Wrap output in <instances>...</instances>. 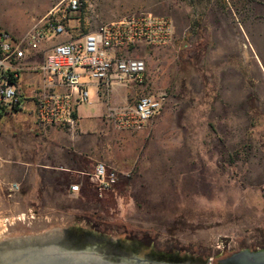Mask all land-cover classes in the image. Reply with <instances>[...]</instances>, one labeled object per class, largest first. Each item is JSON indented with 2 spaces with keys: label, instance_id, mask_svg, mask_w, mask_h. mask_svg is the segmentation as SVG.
Returning a JSON list of instances; mask_svg holds the SVG:
<instances>
[{
  "label": "rangeland",
  "instance_id": "rangeland-1",
  "mask_svg": "<svg viewBox=\"0 0 264 264\" xmlns=\"http://www.w3.org/2000/svg\"><path fill=\"white\" fill-rule=\"evenodd\" d=\"M254 1L85 0L74 13L82 25L94 26L136 9L169 15L174 22L175 37L158 54V61L173 68L168 103L158 113V134L145 135L144 146L155 143L158 149L142 148L138 162L125 166L129 173L101 196L89 185L82 193L68 192L67 184L79 178L73 171L55 174L58 189L45 197L27 195L28 179L12 192L9 182L2 181L0 245L55 239L72 228L205 259L224 249L253 247L259 238L264 242V100L254 99L255 94L227 101L220 99L218 89L220 80L234 73L222 68L224 58L219 57L238 42L235 32L240 29L243 64L234 52L230 63L240 67L248 85L264 73L249 43L258 38L264 45V5ZM223 13H234L238 20H223ZM257 32L263 36L256 37ZM43 57L41 49L34 61ZM37 75L28 68L19 70L22 82ZM93 90L89 86V98Z\"/></svg>",
  "mask_w": 264,
  "mask_h": 264
},
{
  "label": "crops",
  "instance_id": "crops-1",
  "mask_svg": "<svg viewBox=\"0 0 264 264\" xmlns=\"http://www.w3.org/2000/svg\"><path fill=\"white\" fill-rule=\"evenodd\" d=\"M51 2L52 0H0V26L15 36H21L48 11ZM254 4L262 6L264 0H255ZM233 14L225 15L223 13V20H238L236 14ZM75 22L74 18L70 20V24H75ZM70 30L74 33L72 28ZM74 30L76 32V28ZM236 32L235 37L238 42L234 44L233 48L231 46L225 47L224 53L219 57L224 58L223 69L228 68L234 71L233 74H229L228 77L220 80L218 88L220 99L242 101L248 95L256 94L254 99L264 100V73L259 82L256 81L248 85L242 79V73L238 71L240 67L236 63H230L232 61L229 55L234 52L235 55L239 53L238 57L240 60L242 59L241 64H243L241 29L238 34ZM255 36H263V34L257 32ZM68 38L69 35L66 34L61 35V38L55 41L53 38H48L41 49L45 51L52 43ZM249 43L254 52V57H257L258 62L264 67L263 41H258V38H255L251 39ZM148 48H151V52H148ZM251 48L246 49L247 55H249L248 53L251 54ZM166 49L165 45L152 47L141 45L133 50L134 55L144 56L146 59V70L142 84H125L113 81L102 92L97 91L94 83H89L88 90L89 86L94 87L93 96L76 105L77 124L72 131L59 125L37 123L34 94L42 82V76L40 71L31 69V66L38 62L34 59L40 50L28 55L22 68H28L31 73L39 74L41 77L37 75L22 82L19 80L18 73L17 84L20 90L21 105L14 109L0 111V183L7 180L8 182H18L21 186V182L25 178L30 181L29 190L31 192L27 194L28 196L45 197L49 196L50 191L58 189V177L55 174L73 171L79 177L75 181L82 183L81 188L78 191H71L69 185L73 182L72 180L67 184L66 189L70 193H82L88 185H91L81 171L90 169L95 161L103 160L119 170H130L131 168H125V166H133L138 162L142 155V148L158 149L155 143H149L145 146L144 144L147 133L158 134L159 112L151 116L142 128L132 129L116 125L114 120L106 116V109L108 105L109 107H116L119 104H127L133 101L141 88L167 92V87L171 81L170 75L172 73L170 71L173 68L164 61H158V54H164ZM163 57L159 55L160 59ZM246 63L253 62L247 61ZM257 65L259 64L257 63ZM249 67L253 68L252 66ZM180 83L182 85V82ZM184 84L187 86L185 82ZM188 84L191 86L190 82ZM168 98L169 95L166 96V101ZM179 99L181 100V98ZM149 141L152 142L154 139ZM148 154L153 155L150 151ZM155 163L158 164V158H156ZM36 191L38 192L34 193Z\"/></svg>",
  "mask_w": 264,
  "mask_h": 264
},
{
  "label": "built area",
  "instance_id": "built-area-1",
  "mask_svg": "<svg viewBox=\"0 0 264 264\" xmlns=\"http://www.w3.org/2000/svg\"><path fill=\"white\" fill-rule=\"evenodd\" d=\"M84 5L85 0H52L48 11L21 36L0 26V111L21 105L19 70L28 55L38 52L48 38L69 35L48 46L43 59L31 66L42 75L34 94L35 118L39 124L59 125L70 131L77 124L76 105L88 100L89 83L102 92L113 81L142 84L146 59L134 55L133 50L141 45L162 46L173 39L174 23L168 15L136 9L94 26L82 25L74 13ZM73 18L76 22L70 24ZM166 96L165 91L141 88L132 103L109 107L106 116L120 127L140 129L162 109ZM81 173L101 196L113 190L121 175L129 171L97 160ZM81 185L73 181L69 189L78 191ZM18 187V182L7 184L9 192Z\"/></svg>",
  "mask_w": 264,
  "mask_h": 264
},
{
  "label": "water",
  "instance_id": "water-1",
  "mask_svg": "<svg viewBox=\"0 0 264 264\" xmlns=\"http://www.w3.org/2000/svg\"><path fill=\"white\" fill-rule=\"evenodd\" d=\"M43 245L48 247L49 258L55 259L36 261V254L42 251L40 247ZM186 258L176 253L156 251L139 242L119 241L90 230L72 228L65 229L64 235L55 239H27L0 245V261L4 264L18 259L24 262L31 259V264H175L174 261L180 260V264H198L197 259ZM199 263L205 264V261L199 259ZM218 264H264V248L238 249L220 258Z\"/></svg>",
  "mask_w": 264,
  "mask_h": 264
},
{
  "label": "flooded vegetation",
  "instance_id": "flooded-vegetation-1",
  "mask_svg": "<svg viewBox=\"0 0 264 264\" xmlns=\"http://www.w3.org/2000/svg\"><path fill=\"white\" fill-rule=\"evenodd\" d=\"M263 240H261L260 238L256 240L255 244L253 247H243V248H249L252 250H257L259 248H264V242H262ZM241 249V248H239ZM238 250V249H236ZM236 250H221L218 254H214V255H209L207 254L204 258H201L205 261V264H218V260L222 257H226L228 255H230L232 252L236 251Z\"/></svg>",
  "mask_w": 264,
  "mask_h": 264
},
{
  "label": "bare ground",
  "instance_id": "bare-ground-1",
  "mask_svg": "<svg viewBox=\"0 0 264 264\" xmlns=\"http://www.w3.org/2000/svg\"><path fill=\"white\" fill-rule=\"evenodd\" d=\"M46 245H43V246H41L40 248L42 249V251L40 252V253H38V254H36L37 255V258H35V259H37L36 261H44V260H53V259H55L56 257H50L49 258V256H50V254L47 252V251H49L48 250V247H45ZM50 248H53V247H50ZM57 248H60V247H57ZM54 249H56V248H54ZM54 249H52V250H54ZM61 249H63V248H61ZM59 251H60V249H59ZM68 252V251H67ZM187 258H191L190 256H188ZM186 258V259H187ZM185 259V258H184ZM199 259H201V258H199ZM199 259H197V263L198 264H200L199 263ZM35 261V262H36ZM181 261V260H180ZM180 261H174V263L175 264H180ZM46 262V261H45ZM27 263H30L31 264V259H30V261L29 260H26L25 262L23 261V260H21V259H18V260H11V264H27ZM204 263V262H203ZM0 264H4V261H0ZM163 264H173V263H163Z\"/></svg>",
  "mask_w": 264,
  "mask_h": 264
}]
</instances>
